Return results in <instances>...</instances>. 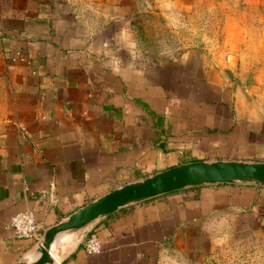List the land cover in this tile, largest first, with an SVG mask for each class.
Returning a JSON list of instances; mask_svg holds the SVG:
<instances>
[{
    "label": "crops",
    "instance_id": "1",
    "mask_svg": "<svg viewBox=\"0 0 264 264\" xmlns=\"http://www.w3.org/2000/svg\"><path fill=\"white\" fill-rule=\"evenodd\" d=\"M144 3L153 12L161 1L0 0V264L39 253L15 236L17 212H32L43 234L181 164L264 162V40L251 73L237 72L234 49L160 58L136 35ZM236 212L264 224V186L205 184L126 205L59 233L52 264H161L173 240ZM91 237L97 252L85 250Z\"/></svg>",
    "mask_w": 264,
    "mask_h": 264
},
{
    "label": "rangeland",
    "instance_id": "2",
    "mask_svg": "<svg viewBox=\"0 0 264 264\" xmlns=\"http://www.w3.org/2000/svg\"><path fill=\"white\" fill-rule=\"evenodd\" d=\"M160 1L153 12L144 3L147 9L134 21L145 50L166 59L193 46L207 58H227L234 49L240 56L237 72L251 73L258 64L254 54L264 40V0ZM227 40L236 46L228 48ZM199 229L196 238L173 240L161 264H264V224L252 215L213 216Z\"/></svg>",
    "mask_w": 264,
    "mask_h": 264
},
{
    "label": "water",
    "instance_id": "3",
    "mask_svg": "<svg viewBox=\"0 0 264 264\" xmlns=\"http://www.w3.org/2000/svg\"><path fill=\"white\" fill-rule=\"evenodd\" d=\"M237 182L264 186V162L197 161L126 183L88 202L65 220L47 228L38 245L37 257L17 264H52L51 247L59 233L81 229L100 216L111 214L126 205L187 187Z\"/></svg>",
    "mask_w": 264,
    "mask_h": 264
},
{
    "label": "built area",
    "instance_id": "4",
    "mask_svg": "<svg viewBox=\"0 0 264 264\" xmlns=\"http://www.w3.org/2000/svg\"><path fill=\"white\" fill-rule=\"evenodd\" d=\"M10 226L18 238L32 239L39 245L43 234L34 215L30 211H20L14 214L10 220ZM87 252H97L100 249L96 238H89L84 244Z\"/></svg>",
    "mask_w": 264,
    "mask_h": 264
}]
</instances>
